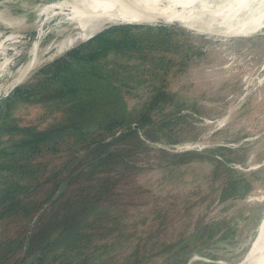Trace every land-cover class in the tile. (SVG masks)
I'll return each mask as SVG.
<instances>
[{
    "label": "rangeland",
    "instance_id": "obj_1",
    "mask_svg": "<svg viewBox=\"0 0 264 264\" xmlns=\"http://www.w3.org/2000/svg\"><path fill=\"white\" fill-rule=\"evenodd\" d=\"M62 1V9L42 10ZM77 1L0 0V45L17 35L15 44H6L13 61L0 75V165L15 163L1 154L17 148L26 125L58 135L82 118L105 125L122 114L113 94L97 101L87 94L73 105L51 81L45 96L27 97L29 90L1 105L16 85L33 89L44 64L118 23L139 25L132 32L142 46L137 57L118 56L121 72L110 76L124 85L126 120L89 146L61 134L55 148L32 161L37 177L30 190H20L25 179L0 168V198L12 190L21 199L0 218V264L35 257H42L39 264H239L258 247L252 241L264 214V19L249 25L254 13L241 16L236 25L246 27L228 30L226 19L234 14L221 11L229 0H201L185 12L188 20L107 21L89 38L57 50L79 33L68 19ZM263 4L247 12L257 16ZM62 180V196L50 202ZM86 205L83 237L53 250L58 240L48 236V223ZM27 229L29 247L8 251L2 241L23 240Z\"/></svg>",
    "mask_w": 264,
    "mask_h": 264
},
{
    "label": "trees",
    "instance_id": "obj_2",
    "mask_svg": "<svg viewBox=\"0 0 264 264\" xmlns=\"http://www.w3.org/2000/svg\"><path fill=\"white\" fill-rule=\"evenodd\" d=\"M136 27H139V25L130 23L109 25L91 38L78 43L40 67L39 77L33 83V89H27L26 87L24 89V85H16L10 94L1 100L2 105L4 101H8L12 97L25 98V94L29 90L30 93L26 95L27 97L45 96L44 87L51 81L58 83L56 90L61 93L60 95L66 96L67 102L70 101L73 105H77L87 94L92 96L94 101H97L101 95L106 96L110 93L118 99L116 104H119L122 108V114L114 113L115 115H112L105 125L102 120L99 122L98 119H95V122L89 121L87 123V119L82 118L81 122L76 125H64L63 133L61 131L58 135L54 134L53 129L49 127L39 129L28 125L24 126L16 142L17 148L14 151H4L1 154V156L9 157L15 163L10 164L11 166L0 165V168L6 170L7 177H13L17 180H20V178L25 179L26 182L20 190H30L35 187L30 183L34 177H37L33 174L35 170L32 168V161L44 155L50 148H55L53 142L61 134L72 136L74 144L80 143L81 146H89L105 137V135L114 133L124 125L126 120L125 115H123V107L125 106L123 99L124 85L119 79L112 80L111 77L117 76L121 72L119 63L115 62L116 58L119 59L118 56L131 54L137 57L141 51L140 38L132 32ZM163 29H165V26H163ZM108 56H113L115 59L109 61ZM155 59L160 58L156 57ZM110 68H113L114 74L110 72ZM83 120L85 123H83ZM94 160L90 161L89 164ZM62 183L64 185V180L60 181L57 191L52 193L50 202H55L62 196L64 192V187L61 186ZM18 195L15 191L9 190L1 196L0 207L3 210L0 212V218L10 216L12 209L19 207L21 199H16ZM88 208L87 205L81 206L76 209L80 214L69 216L70 213L63 216L58 223L53 225L48 223V236L50 239L58 240V242L53 243L56 245L51 246L53 250L57 248V245H63L67 249L78 243V240L83 237L84 229L81 227V221ZM26 214H29V210H25L21 216H26ZM17 216L18 214H15L13 217L16 218ZM31 234V231L27 229L23 240L17 236H10L2 242L11 246L8 251H12L19 245L27 249L32 239ZM49 244L50 242L46 243V245ZM40 258L29 259L24 264L28 262H30L29 264H39L41 263Z\"/></svg>",
    "mask_w": 264,
    "mask_h": 264
},
{
    "label": "bare ground",
    "instance_id": "obj_3",
    "mask_svg": "<svg viewBox=\"0 0 264 264\" xmlns=\"http://www.w3.org/2000/svg\"><path fill=\"white\" fill-rule=\"evenodd\" d=\"M196 1L201 0H171L169 6L166 7L162 6V4L160 5L161 0H78L77 5H73L72 8H70L68 19H71L77 23L79 33L75 35L71 34L65 40L57 44V50L69 47L78 39H86L87 37L89 38L90 35L92 36L93 33L107 21L136 22L143 19H151L150 17L153 16H164L170 20H188L189 14H185V12H189ZM256 2H260V0H229L226 9H224L223 11L220 10L222 13L229 12L231 14H234L226 19V21H229L226 22V28L229 30L233 25L237 26V29L245 28L246 26L244 24L236 25L238 23V20L241 16H250L253 13V18L256 19L252 24L249 25H259L260 23H262L264 19V4L262 6H259V15L257 16L255 11L247 12V9ZM261 2L264 3V0H261ZM55 7L62 9L66 7V3L64 1L49 3L44 6L42 10L47 11ZM261 7H263V9H261ZM243 12L247 14H243ZM16 37L17 35L15 34L9 35L5 38V43L3 45H0V54H3L2 56H5L3 58L4 60L0 62V75L5 73L6 68H8L7 66L13 61L12 57H8L6 55L8 50L6 44L16 42ZM32 61L33 58L30 62ZM253 243H255V245H258V247L248 253L245 259H243L239 264H264V214L257 228L255 242L252 241V245Z\"/></svg>",
    "mask_w": 264,
    "mask_h": 264
},
{
    "label": "water",
    "instance_id": "obj_4",
    "mask_svg": "<svg viewBox=\"0 0 264 264\" xmlns=\"http://www.w3.org/2000/svg\"><path fill=\"white\" fill-rule=\"evenodd\" d=\"M135 126H137V125H135ZM63 185V183L61 184V186ZM30 262H28V263H26V264H29Z\"/></svg>",
    "mask_w": 264,
    "mask_h": 264
}]
</instances>
